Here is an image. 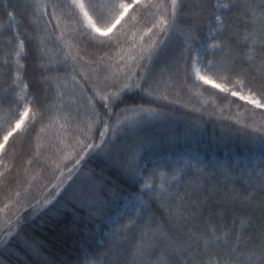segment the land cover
I'll use <instances>...</instances> for the list:
<instances>
[{
  "label": "snow or ice",
  "instance_id": "6c2138e0",
  "mask_svg": "<svg viewBox=\"0 0 264 264\" xmlns=\"http://www.w3.org/2000/svg\"><path fill=\"white\" fill-rule=\"evenodd\" d=\"M0 264H264V0H0Z\"/></svg>",
  "mask_w": 264,
  "mask_h": 264
}]
</instances>
